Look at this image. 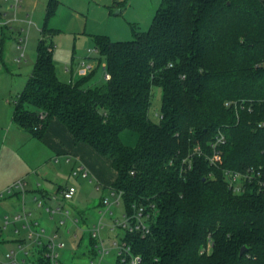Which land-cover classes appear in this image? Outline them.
<instances>
[{"label":"trees","instance_id":"1","mask_svg":"<svg viewBox=\"0 0 264 264\" xmlns=\"http://www.w3.org/2000/svg\"><path fill=\"white\" fill-rule=\"evenodd\" d=\"M57 3H47L13 120L42 139L57 118L75 143L109 158L126 210L154 205L151 232L126 236L142 264H264V192L255 179L235 193L223 173L264 179V0H161L134 38L93 35L110 74L95 85L91 74L57 75L45 36ZM153 86L162 87L159 121L149 115ZM126 129L135 145L122 140ZM196 145L201 153L182 169ZM216 150L221 159L211 162Z\"/></svg>","mask_w":264,"mask_h":264},{"label":"rangeland","instance_id":"2","mask_svg":"<svg viewBox=\"0 0 264 264\" xmlns=\"http://www.w3.org/2000/svg\"><path fill=\"white\" fill-rule=\"evenodd\" d=\"M47 1L21 0L15 12L11 7V1L0 0V16L5 21V24L0 23L1 122L7 121L9 116L12 118L15 102L33 70L37 46L43 36L42 27L45 22ZM160 3L161 0H58L55 12L47 21L50 31H47L45 36L55 43L54 61L59 79L69 82L91 74L89 85L105 83L107 80L105 57L96 48L93 35L103 34L112 40L132 39L134 30H147L150 27ZM152 92L149 115L154 121H159L162 87L153 86ZM47 129L49 130L43 139L32 137L30 133H19L14 140L10 134L3 154V162H7V167L4 163L1 168L4 167L11 175L15 174L24 164L23 160L27 158L29 162L35 163L31 172L32 178L35 180L38 178L49 191L57 190L60 184L76 186L77 193L70 201L60 198L49 199L47 194L43 193V189L36 193L44 205L66 204L73 211L74 207L78 208L76 213L80 219L76 224L67 222V226H60L57 222L59 215L52 219L43 207L37 206L33 199L34 194L27 185L25 205L33 210V218L38 219L49 230L59 232V238L64 242V246L58 248L61 263L87 264L90 257L98 260L91 250L88 229L92 225L100 221L104 223L101 234L106 247H113L114 240L120 242L125 237L123 229L119 227L111 229L112 225L116 224V219H121L126 210L124 199L120 198L118 204L112 203L110 206L112 213L107 212L103 216L100 210L105 208L98 204L105 196L110 202L119 197L117 193L112 194V185L117 173L108 157L98 153L87 143H79L80 153L78 152L76 156L96 167L99 175L96 177L92 170L89 176L75 174L77 160H68L63 153L68 146L67 141L71 138L70 131L57 118L51 120ZM0 135H3L2 131ZM121 137L129 145H135L138 140L137 134L127 129L122 132ZM56 157H59L58 162L55 160ZM7 188L8 186L3 189L4 191L1 190L6 194L5 197L0 196V225L4 216L10 214L5 213L11 211L14 204L15 206L19 204L14 197L18 189L8 193ZM74 203L77 206H74ZM76 213L73 212L74 215ZM16 225L20 227V224L16 223L5 230L10 240L0 244L2 261L6 260L9 249L17 248L16 241L11 240L19 237V233L14 230ZM116 259V249H112L104 256L102 264L114 263Z\"/></svg>","mask_w":264,"mask_h":264},{"label":"built area","instance_id":"3","mask_svg":"<svg viewBox=\"0 0 264 264\" xmlns=\"http://www.w3.org/2000/svg\"><path fill=\"white\" fill-rule=\"evenodd\" d=\"M11 1V7L16 9L20 6L21 0H6ZM105 67V65H104ZM106 79L110 78V74L105 72ZM223 136H218L216 142L212 143L213 147L216 148L219 142H222ZM201 147L196 145L189 156H186L182 160V169H190L193 163V155L200 154ZM58 157L55 158L58 161ZM67 159H72V156H67ZM221 159L220 152L215 151L214 155L210 158L211 162H216ZM172 162V161H171ZM75 174H81L83 176H89V171L82 164L76 165L74 170ZM224 178L228 185L233 189L235 193H243L250 187V184L256 179L257 189L264 192V179L259 178L260 174H255L254 171L248 170L239 171L225 168L223 170ZM26 182L23 179L16 181L13 185L8 186L6 192H12L14 189L20 190L23 197L25 194ZM252 190V188L250 187ZM4 191V190H3ZM0 192V196L4 197L6 193ZM77 193V188L75 185L70 184L61 188L55 199L70 201ZM118 194V198L115 201L110 202V200L105 196L101 203L104 210H100L101 215L110 212L112 210L110 206L112 203H119L120 198H122V192L117 191L112 187V194ZM37 206L43 207L44 210L49 214V217L54 219L55 216L59 215L57 220L60 226H67V222L70 224H76L79 221L77 214H73L70 206L57 204V205H44L43 200L35 194L33 196ZM156 208L154 205L148 207L145 204H133L132 210H125L121 219H116V224L112 225L111 229L114 227H119L125 231V237L122 241L118 242L114 240L113 247H106L104 245V238L101 234V229L104 223L100 221L98 224L92 225L88 230L90 233V242L92 254L97 256L98 260L90 257L87 264H102V260L106 254H108L112 249H116L117 259L111 264H142L143 257L140 253L134 252L133 245L126 238L127 234H140L141 236H146L151 232L152 223L156 218ZM32 212L22 208L21 211L5 215L3 223L0 225V241L3 240V233L9 228L10 225L16 223L20 224L15 226V231L20 233V230L25 231V237L19 236L16 238L17 248H11L6 253V260L2 261L0 259V264H63L60 261V255L58 248L64 246V242L60 240L59 232H48L47 228L42 225L39 220L32 217ZM101 216V217H102ZM69 231V228L67 229ZM205 249V248H204ZM204 249L202 251H204Z\"/></svg>","mask_w":264,"mask_h":264},{"label":"crops","instance_id":"4","mask_svg":"<svg viewBox=\"0 0 264 264\" xmlns=\"http://www.w3.org/2000/svg\"><path fill=\"white\" fill-rule=\"evenodd\" d=\"M48 1H47V3H48ZM46 7H47V5H46ZM0 23L1 24H5V21L1 18V16H0ZM0 126H1L0 127V133H1V131L3 133V135H0V191L3 190L4 188H6L7 186H9L10 184H12L14 181H16L18 179H23V180H26L25 182H26V185H27L28 189H30L33 192L34 195L37 193L38 190H40V189L42 190L43 189L42 190L43 193L44 194H47V196H48L49 199L55 198L54 196L57 195L58 191L61 188H63L64 186L68 185V184H60V185H58L57 190H52V191H49L47 188H44V186L42 185V183L40 182V180L38 178L36 180L34 178H32L33 177V174L31 172H33L32 170H33V168L35 166L33 164H35V163L29 162V160L27 158H25V160H23L24 161V164L21 166L20 170L17 173H15V174H12L11 175L9 172H7L5 170L4 167H3V169L1 168L4 163H5L4 166L7 167V162H3V154H4V151H5V148H6L5 147L6 146L5 144L7 143L8 139H9V135L11 134L12 135L11 138L14 139V140H16L17 137L19 136V133L22 134V133H29V132L26 131L25 129H23L22 127H20L13 120V113H12V118H11V116H9V118H8L7 121H3V122L0 121ZM7 126H8V128H7ZM48 130L49 129H46L44 136L47 135ZM44 136H43V138H44ZM72 139H73V136L71 134V138H69V140L67 141L68 146L65 148V151H63V153L66 154L65 157L67 158V156H72V159L77 160L76 163L82 164L83 166H85V168L88 169L89 173L92 170V172L97 177V175H99V173L97 171V168L94 167L93 165H91L90 163H87L85 161H82L79 156H76V154H78V152H79V150H78L79 147H80L79 145H81V144L75 143L74 140H72ZM58 161H59V159H58ZM8 164H9V162H8ZM37 174H38V172H37ZM97 180L101 184L99 178ZM25 194H26V192H25ZM25 194H24V197H23L22 193L19 190L16 191L14 197L17 198L19 204L17 206H15V204H14L13 205V208H11V211H7V213H5V214H9V213L10 214H14V213H17V212L21 211L22 208H25L26 210L31 211L32 214H33V210L32 209H28L26 207V205H25L26 204L25 203V196H26ZM101 201L102 200L99 201V203H98L99 205H102ZM73 205L74 206H77L75 203ZM74 208H75L74 211L76 213L79 209L76 208V207H74ZM74 211L72 210V212H74ZM46 228H47L48 232H53L52 230H49L48 227H46ZM14 230H15V228H14ZM21 230H23V229H21ZM19 236L25 237L26 236L25 235V231L23 230L22 233L20 232L19 233ZM9 240L10 239L6 236V233L4 232L3 233V240L0 241V244L3 243V242L9 241ZM11 240H15L16 241V238H13Z\"/></svg>","mask_w":264,"mask_h":264},{"label":"water","instance_id":"5","mask_svg":"<svg viewBox=\"0 0 264 264\" xmlns=\"http://www.w3.org/2000/svg\"><path fill=\"white\" fill-rule=\"evenodd\" d=\"M246 251V247H242L241 248V253L245 252Z\"/></svg>","mask_w":264,"mask_h":264}]
</instances>
